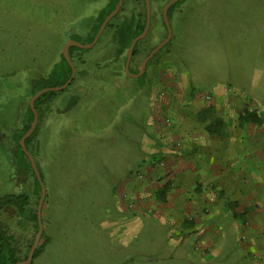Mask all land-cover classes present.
<instances>
[{
  "label": "rangeland",
  "instance_id": "1",
  "mask_svg": "<svg viewBox=\"0 0 264 264\" xmlns=\"http://www.w3.org/2000/svg\"><path fill=\"white\" fill-rule=\"evenodd\" d=\"M167 1L149 0L150 26L128 71L127 52L117 54L112 31L105 29L93 47L71 49L72 83L38 106L28 152L45 190L38 244L45 246L30 264H198L196 253L180 255L159 239L160 227L150 225L156 238L148 239L152 230L145 225L125 243L103 230L100 219L131 217L135 207H120L115 186L138 153L149 99L160 87L156 64L171 58L181 70L186 67L195 85L216 79L201 74L214 71L221 79L229 71L234 77L223 80L264 104V0H180L168 16L170 41L137 76L145 54L166 37L161 12ZM106 2L0 0V197L27 195L31 214L40 190L30 163L15 149L34 83L53 88L56 67H69L65 46L89 44ZM131 3L121 18L141 8ZM245 112L256 109L247 105ZM137 207L140 217L157 210ZM23 217L28 216L13 208L0 214L22 261L37 232Z\"/></svg>",
  "mask_w": 264,
  "mask_h": 264
},
{
  "label": "crops",
  "instance_id": "2",
  "mask_svg": "<svg viewBox=\"0 0 264 264\" xmlns=\"http://www.w3.org/2000/svg\"><path fill=\"white\" fill-rule=\"evenodd\" d=\"M159 64L138 153L115 186L120 207H135L131 217H103L101 228L126 243L154 225L198 264H264V104L223 80L229 71L195 85L171 58ZM247 105L256 113L243 115ZM142 203L156 213L140 217Z\"/></svg>",
  "mask_w": 264,
  "mask_h": 264
},
{
  "label": "trees",
  "instance_id": "3",
  "mask_svg": "<svg viewBox=\"0 0 264 264\" xmlns=\"http://www.w3.org/2000/svg\"><path fill=\"white\" fill-rule=\"evenodd\" d=\"M117 1L118 0H107V2L105 4V9L100 13L97 26H96L91 38L89 39L88 43H90L93 40L99 26L101 25V23L105 19V17L114 10V8L117 4ZM130 3L133 4L134 6H139V7L141 6V8L138 9V11L133 12L131 15L124 16L121 18V16L126 12L127 7ZM177 3H175L174 5H172L168 9L167 17L169 16V13L172 10V8ZM161 21H162V19H161ZM144 25H145L144 0H123V3H122L120 10L107 23V25L105 27V29H109L112 31L113 37H114L116 45H117V54H122V53L127 52V49L129 47L131 41L142 32ZM163 25H164V23H163ZM104 30H103V32H104ZM143 41H144V39L138 41L135 44V46L133 48V52H132V58L138 54L140 44ZM71 49H76V47L69 48L68 55H70ZM152 49H150L145 54L144 58L150 53V51ZM159 52H160V50L147 62V64L149 62H151ZM63 62H64V60H63ZM55 71H56V73L53 72V74H54L53 76L55 77V80H54V82H52L53 84H51V87H59V86L63 85L67 81V79L69 78L70 73H71L70 68L67 66V64H65V62L63 65L57 66ZM45 87H46L45 84L43 85V84H40L38 82H35L34 83V90L32 92L33 93L32 96L37 91H39ZM58 93L59 92H47V93L39 96L34 102L35 111L37 112L38 106L40 104H42L45 101L50 102L53 98H55V96ZM244 114H247V112H245ZM32 119H33L32 111L30 110L29 106H27L24 123L22 125L21 131L19 132V134L16 137L15 152L18 155L20 154L21 157H24L25 160L27 161L28 165H29V161L19 146V139L28 130V128L32 122ZM36 130H37V125H36L34 131L32 132V134L24 142L27 151H28L29 144L31 143V141L33 140V138L36 134ZM34 183H35L37 191L39 192L40 188H39V184H38L35 176H34ZM28 206H29V198L27 195H5L3 197H0V214L6 208H13L16 211V213L20 214L21 216H23V215L28 216V217H23V218H25L26 221L32 222L34 224L35 229L37 230L36 214L35 213L31 214L29 209H28ZM42 238H43V234L41 235V239ZM31 244L32 243L29 244V246H28V248L24 254L23 260L26 259V256H27V253L30 249ZM44 246H45V242L43 243V245L37 247V249L35 250V252L33 254V259L42 252ZM20 261H22V260H21V258H19V249H18V247L15 246V244L13 243L12 236L8 234L7 229L2 225V223L0 221V264H15V263L20 262Z\"/></svg>",
  "mask_w": 264,
  "mask_h": 264
},
{
  "label": "water",
  "instance_id": "4",
  "mask_svg": "<svg viewBox=\"0 0 264 264\" xmlns=\"http://www.w3.org/2000/svg\"><path fill=\"white\" fill-rule=\"evenodd\" d=\"M179 0H169L163 7L162 9V12H161V17H162V21L164 23V26H165V29H166V37L165 39L160 42L157 46H155L151 51L150 53L141 61V63L139 64L138 66V75L137 76H140L142 74V69L145 67V65L147 64V62L162 48L164 47V45H166L170 39H171V30H170V26H169V22H168V17H167V11L168 9L174 5L175 3H177ZM122 3H123V0H118L117 1V4L114 8V10L109 13L105 19L102 21L101 25L99 26L93 40L91 41V43L89 44H86V45H81V44H78L76 42H69L64 50H63V57L65 58V60L68 62L69 64V67H70V70H71V73H70V76L69 78L67 79V81L59 86V87H53V88H43L39 91H37L32 97L31 99L29 100V103H28V106L30 108V110L32 111V114H33V119H32V122L28 128V130L23 134V136L19 139V146L21 148V150L23 151L24 155L27 157L29 163H30V166H31V169L35 175V178L39 184V188H40V197H39V201H38V204H37V209H36V222H37V232H36V236L34 238V241L27 253V256H26V259L23 260V261H20V262H17L15 264H30L32 259H33V254L35 252V250L37 249L38 247V244H39V241H40V238H41V235H42V217H41V208H42V205L44 203V198H45V190H44V186H43V183L41 181V178H40V175H39V172L35 166V163L31 157V155L29 154V152L26 150V147H25V140L32 134V132L34 131L35 127H36V124H37V113L34 109V102L35 100L41 96L42 94H45L47 92H60V91H63L65 88H67L70 83L72 82L73 78H74V69L70 63V60H69V56H68V50L70 47H76L78 49H89L91 47H93V45L98 41V39L100 38L103 30L105 29L107 23L118 13V11L120 10L121 6H122ZM144 7H145V25H144V28L142 30V32L137 36L135 37L128 49H127V54H126V59H125V70L128 71V66H129V63H130V60L132 58V52H133V48L135 46V44L144 39L147 32H148V29H149V26H150V20H151V12H150V3H149V0H144Z\"/></svg>",
  "mask_w": 264,
  "mask_h": 264
},
{
  "label": "built area",
  "instance_id": "5",
  "mask_svg": "<svg viewBox=\"0 0 264 264\" xmlns=\"http://www.w3.org/2000/svg\"><path fill=\"white\" fill-rule=\"evenodd\" d=\"M160 96H162V93H160ZM248 113H252L253 112V109L252 107H248V109L246 110Z\"/></svg>",
  "mask_w": 264,
  "mask_h": 264
}]
</instances>
